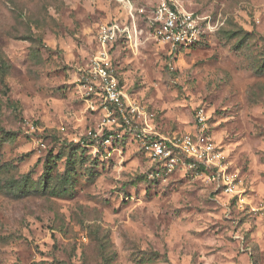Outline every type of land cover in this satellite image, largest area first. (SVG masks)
<instances>
[{"label": "rangeland", "instance_id": "obj_1", "mask_svg": "<svg viewBox=\"0 0 264 264\" xmlns=\"http://www.w3.org/2000/svg\"><path fill=\"white\" fill-rule=\"evenodd\" d=\"M127 1L0 0V264H264V0H167L205 29L173 51ZM109 21L130 27L110 49L129 100L157 134L210 136L234 192L164 173L128 131L86 137L107 112L83 75Z\"/></svg>", "mask_w": 264, "mask_h": 264}, {"label": "built area", "instance_id": "obj_2", "mask_svg": "<svg viewBox=\"0 0 264 264\" xmlns=\"http://www.w3.org/2000/svg\"><path fill=\"white\" fill-rule=\"evenodd\" d=\"M128 15L135 19L144 15L153 30V36L173 51L196 44L203 36V19L194 12L174 7L167 0L147 9L136 7L127 1ZM129 33L130 27L119 21L103 22L98 26L97 42L99 49L88 63L87 75L83 82L88 94L100 95L107 104V112L100 129L90 130L86 137L112 146L114 141L130 132L139 143L152 163L164 173L176 170H212V174L222 180L227 191L234 192L235 175L224 168V155L212 138L204 132L187 133L168 137L155 133L140 107L129 100L113 63L110 49L123 33ZM117 116V117H116ZM139 116V122L131 117ZM200 120H204L201 112ZM117 124L121 132L104 133V126ZM84 142V141H83Z\"/></svg>", "mask_w": 264, "mask_h": 264}, {"label": "trees", "instance_id": "obj_3", "mask_svg": "<svg viewBox=\"0 0 264 264\" xmlns=\"http://www.w3.org/2000/svg\"><path fill=\"white\" fill-rule=\"evenodd\" d=\"M1 69L4 70L3 65L1 64Z\"/></svg>", "mask_w": 264, "mask_h": 264}]
</instances>
